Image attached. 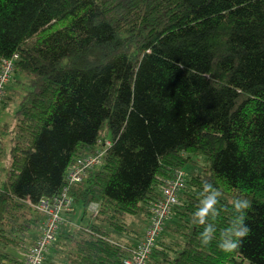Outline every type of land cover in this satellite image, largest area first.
Returning a JSON list of instances; mask_svg holds the SVG:
<instances>
[{
	"label": "trees",
	"instance_id": "obj_1",
	"mask_svg": "<svg viewBox=\"0 0 264 264\" xmlns=\"http://www.w3.org/2000/svg\"><path fill=\"white\" fill-rule=\"evenodd\" d=\"M15 55L19 109L14 126L0 125L10 163L0 264H25L43 222L36 206L100 141H111L104 164L70 187L67 213L82 203L98 215L79 228L64 220L43 264L62 252L59 264H124L141 242L127 219L149 224L178 171L181 205L149 264H264V0H0V62ZM204 181L229 209L217 237L230 202H252L251 232L232 252L198 239Z\"/></svg>",
	"mask_w": 264,
	"mask_h": 264
},
{
	"label": "built area",
	"instance_id": "obj_2",
	"mask_svg": "<svg viewBox=\"0 0 264 264\" xmlns=\"http://www.w3.org/2000/svg\"><path fill=\"white\" fill-rule=\"evenodd\" d=\"M17 60L18 56L15 55L0 62V109L7 95L8 85L15 73ZM110 147L111 141H100L93 154L78 158L67 170L66 186L61 193L53 199L41 200L36 206L43 216L41 235L27 253L25 264H43L50 247L57 240V233L65 220L64 215L74 211V200L69 194L70 187L82 183L92 170L101 167ZM186 179L187 173L178 171L174 178L162 187V199L152 204V216L144 237L124 264H149L167 221L172 217L175 208L181 205L179 196L185 188ZM89 209L94 214L93 217L98 215L99 206L97 204H92Z\"/></svg>",
	"mask_w": 264,
	"mask_h": 264
},
{
	"label": "clouds",
	"instance_id": "obj_3",
	"mask_svg": "<svg viewBox=\"0 0 264 264\" xmlns=\"http://www.w3.org/2000/svg\"><path fill=\"white\" fill-rule=\"evenodd\" d=\"M200 196L192 220L193 223L202 226L203 230L198 234L201 245L208 246L215 240L218 248L225 253L236 250L251 232V228L246 223L247 211L252 207L251 200L240 196L230 202L233 217L226 227L219 230L217 237L215 221L222 210H229L218 207L222 192L212 183L204 181Z\"/></svg>",
	"mask_w": 264,
	"mask_h": 264
},
{
	"label": "rangeland",
	"instance_id": "obj_4",
	"mask_svg": "<svg viewBox=\"0 0 264 264\" xmlns=\"http://www.w3.org/2000/svg\"><path fill=\"white\" fill-rule=\"evenodd\" d=\"M9 85L10 86H8L7 95L0 109V125L7 124L9 126H14L15 121H16L15 119L16 112L19 109V99L20 98L17 95L18 93H16V91L12 89V87H15V82H13L12 80ZM8 139L9 138L7 135H3L2 133H0V141H1L0 143V158H1L0 159V179L3 178L4 174H6L9 168V165H10L9 156H8V153L6 152L7 149L6 150L4 149L8 147ZM192 169H193V166H189L187 171H191ZM93 215L94 214H92V212L89 209V214L85 216L83 204L82 203L77 204L75 206V213L68 216L69 217L68 218L69 219V224H68L69 229H71L74 225L75 226L76 225H88L93 220V217H92ZM131 222H133L132 225L134 227H138V226L140 227L142 223L141 219L138 217L128 218L127 223L130 224ZM115 237L118 238L117 240L120 242H126L125 236L123 235L121 236V235L116 234ZM171 238H172L171 236L166 237V242H168ZM61 249L63 251L66 250V248L64 247H62ZM25 252H26L25 250L18 251L17 254L19 255L20 258H22ZM54 261L57 264L63 262L64 261L63 252L60 253L59 255H54Z\"/></svg>",
	"mask_w": 264,
	"mask_h": 264
},
{
	"label": "crops",
	"instance_id": "obj_5",
	"mask_svg": "<svg viewBox=\"0 0 264 264\" xmlns=\"http://www.w3.org/2000/svg\"><path fill=\"white\" fill-rule=\"evenodd\" d=\"M1 125H4V124H1ZM8 147H9V145H8ZM8 147H6V148H4L5 150H6V152L8 153V150H9V148ZM1 159V158H0ZM5 175V174H4ZM71 214H66V215H64V219H65V221L69 224V217L68 216H70ZM141 219V226L139 227H134L133 225H132V223L133 222H131L130 224L128 223V225H129V227H130V229H132L134 232H136L137 233V238H139V241H141L142 239H143V237H144V233H145V231H146V228H147V224L148 223H145V221L144 220H142V218H140ZM94 221V218H93V220L90 222V223H92ZM81 226H87V225H74L72 228H79V227H81ZM41 229H42V223H41V225L39 226V228L38 229H36V232H35V234H34V236H33V241L34 240H36L38 237H39V235H40V233H41ZM138 229H139V231H138ZM116 238V237H115ZM125 241L127 242L128 240H127V238L125 237ZM124 241V240H123Z\"/></svg>",
	"mask_w": 264,
	"mask_h": 264
}]
</instances>
